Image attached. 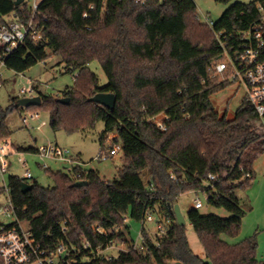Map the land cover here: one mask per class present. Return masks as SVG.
<instances>
[{"label": "trees", "instance_id": "obj_1", "mask_svg": "<svg viewBox=\"0 0 264 264\" xmlns=\"http://www.w3.org/2000/svg\"><path fill=\"white\" fill-rule=\"evenodd\" d=\"M231 1L216 0L225 5ZM258 4L264 0L236 3L212 30L200 21L194 0L41 3L34 22L43 41L36 44L28 38L7 58L6 67L21 74L56 56L77 76L59 96L39 93L41 105L28 110L48 114L53 131L70 134L93 130L103 122L101 149L108 135L116 134L114 143H121L124 159L111 181L87 169L85 174L80 169L45 170L53 179L52 188L10 176L11 200L37 244L48 250L62 243L73 245L78 251L74 264H264L257 257L256 237L236 245L222 239L241 231L245 213L237 191L251 185L254 165L264 155L263 124L245 97L233 120L221 117L212 102L233 84L215 77V65L226 58L216 35L229 54L241 50V33L257 22ZM12 14L24 23L31 18L26 5L0 0V27ZM96 61L108 78L105 87L90 69ZM98 93L115 95L113 110L89 101ZM62 98L69 104H61ZM18 100L12 99L9 112L21 110ZM8 113L0 111V143L11 135L5 124ZM155 120L167 130L161 131ZM77 181L88 185L75 187ZM24 183L32 188L24 191ZM189 192L205 194L209 205L231 215L223 219L196 209L188 212L204 258L193 252L186 227L178 225L173 214L178 199ZM157 209L170 225L156 242L143 227L142 251H122L112 260L92 254L112 243L130 248L134 242L125 220L142 223ZM97 227L107 234H95ZM86 242L91 248H84Z\"/></svg>", "mask_w": 264, "mask_h": 264}, {"label": "rangeland", "instance_id": "obj_2", "mask_svg": "<svg viewBox=\"0 0 264 264\" xmlns=\"http://www.w3.org/2000/svg\"><path fill=\"white\" fill-rule=\"evenodd\" d=\"M257 0H232L228 5L216 2V0H194L197 6V13L200 21L206 24V19L216 23L221 16L236 3H250ZM7 21L10 18H5ZM51 54V51H48ZM90 69L97 75L99 79V86L105 87L108 85V78L105 75L99 62H93ZM77 72H67L66 65L61 58L51 56L46 62L39 63L35 67L29 69L25 73H16L10 69L4 68L1 70V88H0V111L8 113L13 102L12 99H20V92L22 89L35 88L37 91L33 95H25L24 97H36L39 93L44 95L59 96L67 88L72 87L75 83ZM217 82H221V78L217 77ZM244 97L243 88L237 92V86L231 84L226 90L214 95L212 97L215 107L220 113L228 110V114L235 113L240 106L242 98ZM228 102V104H227ZM28 109L21 108L20 111L9 112L5 119V124L11 132L9 139L4 142L8 143V162L10 168L7 174L2 178L0 176V207L8 203L7 182L10 176H17L23 178L27 170L33 174V181L36 180L39 185L44 188L54 187L53 179L42 168L45 163L36 153L29 150H37L40 147L48 144L57 145L60 148L70 151V153L82 159L84 163H88L87 170H95L99 172L100 176L111 181L118 177V169L123 165L124 155L122 152L104 162L93 161L95 157L100 154L101 146L100 139L104 133L105 125L103 122H98L95 129L79 132L67 133L65 131H53L49 125V115L43 112L38 113V118L32 117ZM24 118L27 123L23 122ZM161 121V119H159ZM158 120V121H159ZM43 122L46 126L41 130H37ZM261 131L264 133V120L262 121ZM116 134H109L104 144V150L110 149L112 146H121V143L115 145L114 139ZM26 162V166H24ZM262 162V161H260ZM53 172L68 171L62 165L49 162ZM237 196L240 200L241 208L245 213L241 231L238 236H223V240L230 245L241 243L247 238L256 237L258 243L257 257L261 263H264V163L262 162L258 173L254 177L251 185L244 189L238 190ZM200 200L203 208L200 210L203 214H214L223 219L231 217L229 213L222 209H216L208 204L207 196L203 193L189 192L182 195L178 199L182 215L186 219V236L193 252L201 257H205L204 249L198 239V236L188 221L187 214L194 209L196 200ZM152 221H146L143 225L141 222L127 218L126 224L130 228L129 240L141 246L142 228L144 227L150 238L156 242L159 231L157 229L159 224L164 228H169V223L157 209L155 212L149 214ZM10 220L0 212V223L6 224ZM25 227H28L25 224ZM141 250V248H138Z\"/></svg>", "mask_w": 264, "mask_h": 264}, {"label": "built area", "instance_id": "obj_3", "mask_svg": "<svg viewBox=\"0 0 264 264\" xmlns=\"http://www.w3.org/2000/svg\"><path fill=\"white\" fill-rule=\"evenodd\" d=\"M15 1V0H14ZM44 0H24L21 5H26L31 13V18L27 23L21 22L19 16L12 14L10 20L0 27V78L1 70L6 67L7 58L19 48L28 38L33 40L36 44L43 41V35L40 32L39 25L35 24L34 18L38 12L41 3ZM164 1V0H161ZM147 0H134L135 4L144 5ZM259 18L248 30L241 33V40L243 42L241 50H236L234 55L226 51L225 43L221 42L220 35H216L221 46L225 51L226 58L223 62L215 65V77L221 78V82H231L237 86V92L243 88L244 97L253 106L261 121L264 120V4H258ZM87 17V15H84ZM206 25L212 30L214 23L206 19ZM1 88V85H0ZM35 88L22 89L20 96L35 94ZM38 118V114L32 115ZM23 122L26 124L27 119ZM161 131H166V126L155 120ZM46 126L43 122L37 130H41ZM8 143L0 145V176L3 178L8 173L10 163L8 162ZM119 152H122V147L114 146L112 149H101L100 154L94 158L93 161L104 162L110 158L116 157ZM36 154L44 160L42 168L44 170L51 169L49 162L62 165L68 173L75 169H80L85 174L88 163H84L81 159L73 156L70 151L60 148L57 145L48 144L37 149ZM26 166V162L23 163ZM249 177V175H247ZM214 180V176L209 177ZM27 182L33 181V174L27 170L23 175ZM8 203L0 207V212L7 217L10 222L6 224L0 223V259L3 264H74L78 251L73 245L60 244L54 250H48L34 241L33 234L29 224L22 221L18 216L17 209L13 204L10 193L7 187ZM203 204L200 200H196L194 209L201 210ZM146 221H152V217L148 215L143 220V225ZM127 222V220H125ZM169 223V222H168ZM25 224L28 227H25ZM66 225V222H65ZM159 236H163L167 229L159 224L157 227ZM119 230L116 229V232ZM63 234L66 233V228H63ZM94 233L99 235H106V231L99 227L94 228ZM141 237V246L132 243L130 248L124 245H117L112 243L106 247H99L92 252L93 255L100 257L102 260H112L117 258L122 251H142L143 243ZM141 248L139 250L138 248ZM85 249L91 248V245L86 242Z\"/></svg>", "mask_w": 264, "mask_h": 264}, {"label": "water", "instance_id": "obj_4", "mask_svg": "<svg viewBox=\"0 0 264 264\" xmlns=\"http://www.w3.org/2000/svg\"><path fill=\"white\" fill-rule=\"evenodd\" d=\"M24 0H15V5L20 6ZM90 102L96 103L100 106H103L107 109L113 110L115 106V95L112 93H98L93 98L89 100ZM61 104L68 105L69 99L62 98L59 100ZM42 103L41 97L38 95L32 98H20L16 104L17 108L28 109L30 107L40 106ZM88 185L87 181H77L75 187L82 188ZM24 191H28L32 188L31 184L24 183L22 185ZM174 217L180 226L186 225V219L182 215L179 205H175L173 209ZM175 264H181L176 262Z\"/></svg>", "mask_w": 264, "mask_h": 264}, {"label": "crops", "instance_id": "obj_5", "mask_svg": "<svg viewBox=\"0 0 264 264\" xmlns=\"http://www.w3.org/2000/svg\"><path fill=\"white\" fill-rule=\"evenodd\" d=\"M212 102H213V100H212ZM213 104H214V103H213ZM227 104H228V102H227ZM214 107H215V104H214ZM215 110L217 111V113H219V115H220L221 117L226 116L229 120H233L234 117H235V113L232 114V115H229L227 109H225L224 112H222V113H220L216 107H215ZM78 158H79V157H78ZM79 159H81V158H79ZM81 160H82V159H81ZM260 161H262V162L264 163V155H262L260 158H258V160L256 161V163H255V165H254V177H255L256 174L258 173V169H259V167H260V165H261V163H262V162H260ZM115 178H116V177H115Z\"/></svg>", "mask_w": 264, "mask_h": 264}]
</instances>
